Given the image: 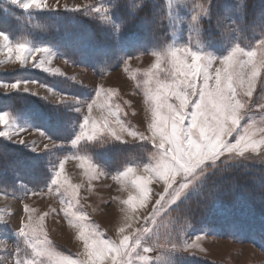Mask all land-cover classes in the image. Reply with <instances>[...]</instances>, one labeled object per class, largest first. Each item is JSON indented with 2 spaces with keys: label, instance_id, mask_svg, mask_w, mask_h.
Segmentation results:
<instances>
[{
  "label": "rangeland",
  "instance_id": "obj_1",
  "mask_svg": "<svg viewBox=\"0 0 264 264\" xmlns=\"http://www.w3.org/2000/svg\"><path fill=\"white\" fill-rule=\"evenodd\" d=\"M1 1L30 14L80 12L110 30L119 28L114 19L116 0H45L47 7L27 10L13 0ZM161 1L169 24V42L136 56L122 58L117 68L103 74L70 61L51 45L13 38L2 32L8 41L0 43V93L21 91L33 94L67 114H75L76 131H73L70 142L57 141L24 118L0 111L8 113L9 121L8 125L0 124V132L7 133L0 136L22 144L31 152L47 155L52 171L44 191L24 186L19 194L0 192V264H57L59 257H71L78 264L86 261L84 242L78 236V226H75L80 214H84L85 220L79 226L110 242L111 259L106 258L103 264H115L121 260L117 249L124 254L123 264H199L205 261L211 264H264V251L255 245L230 239L216 230H196L185 213L192 197L208 186L217 187L215 178L223 174L221 170L242 167L247 171L264 166V145L255 151L251 148L244 152L227 150L240 142L249 125L254 139L264 137V131H260L264 129V65H256L253 70L258 75L251 97L247 94L250 89L235 82L232 87H226L229 102L243 105V114L235 123L228 119L230 113L221 114L234 131L214 151L213 142L197 134L200 153L190 158L186 156L182 162L172 155L171 143L162 136L163 129L171 133L173 124L178 121L185 133L183 142L187 144L192 139L186 132L192 127L196 105L204 92L225 86L221 85L219 75L220 69L223 70L222 60L237 45L243 50L239 57L242 61L250 59L249 52H256L251 58L253 61L264 53V18L260 16V22L248 32L231 17L220 16L214 29L209 31L203 21L209 17L215 0ZM230 1L240 5L244 2ZM17 43H26L32 50L48 49L47 54H36L37 61L40 58L47 60L50 56L45 67L59 71L47 72L37 67L31 51L28 62L20 64L16 60ZM9 47L12 52L8 51ZM170 50H180L178 55L193 65L196 63L193 54L199 55L202 67L207 71L197 69V76L189 74L185 79V74L176 69ZM156 53L162 57L159 67L155 66ZM18 70L30 73L27 77L15 76ZM38 74L59 81L62 89L41 81ZM150 75L151 85L148 84ZM17 81L21 82L20 87L11 88V84ZM24 82H28L27 85ZM162 83L168 84L167 91L161 88ZM95 101L91 115L100 120L107 117L122 138L118 139L107 127L92 139L81 136L89 106ZM110 111L113 116H109ZM73 141H76L75 145ZM45 144L48 148L44 147ZM117 144L124 147L116 148ZM107 145L119 155V161L112 167L115 169L111 170L100 165L88 151L90 146ZM79 153L87 155L92 163L85 159L80 161L71 179H67L64 172L61 181H57L61 165L78 162L71 156ZM164 154L181 169L172 184H169L171 173L164 176L158 171ZM204 156L210 158L203 159ZM192 162H197V167L185 175L182 171L185 163ZM82 163L84 167H81ZM129 169L134 172L128 177L119 181L114 179ZM144 175L153 177L148 185L149 193L133 199L131 194L138 193L133 180H142ZM182 185L187 187L181 189ZM177 191L181 195L174 199ZM40 217L44 219L43 232L35 237L19 234V229L29 222V218L38 223ZM45 236L50 244L41 245L39 241H44ZM190 244L194 246L188 247ZM45 246L57 256H37L38 249Z\"/></svg>",
  "mask_w": 264,
  "mask_h": 264
},
{
  "label": "trees",
  "instance_id": "obj_2",
  "mask_svg": "<svg viewBox=\"0 0 264 264\" xmlns=\"http://www.w3.org/2000/svg\"><path fill=\"white\" fill-rule=\"evenodd\" d=\"M212 8L203 21L209 31L214 29L220 16L231 17L248 32L257 26L260 16L264 18V0H244L242 5L230 0H215ZM114 10L117 31L80 12L30 14L0 0V32L51 45L65 58L86 65L98 74L117 68L122 58L169 42V24L161 0H116ZM28 73L30 71L18 70L15 76L27 77ZM38 78L62 89V83L57 80H49L42 74H38ZM0 111L24 118L57 141L70 142L76 131L75 114H67L33 94L0 93ZM95 148L97 146L88 148L94 159L108 170L115 169L112 167L119 161V155L113 153L110 145ZM221 172L223 174L215 178L217 187L208 186L189 200V209L185 212L187 219L192 220L196 230H216L264 251V166L247 171L231 167ZM51 177L47 155L31 152L0 136V192L19 194L24 186L41 191Z\"/></svg>",
  "mask_w": 264,
  "mask_h": 264
},
{
  "label": "snow or ice",
  "instance_id": "obj_3",
  "mask_svg": "<svg viewBox=\"0 0 264 264\" xmlns=\"http://www.w3.org/2000/svg\"><path fill=\"white\" fill-rule=\"evenodd\" d=\"M13 2L20 4L21 7H23L25 10L30 9L32 7L35 8H44L47 7V4L45 3V0H24V2H21V0H13ZM66 6V5H65ZM79 7V6H77ZM96 11H99V9H96ZM107 19V17H105ZM195 20V17H193ZM8 41L6 34L0 32V43ZM9 52H12L13 49L11 47L8 48ZM32 52V59L33 62L37 67L41 68L44 71L47 72H53L57 73L59 70H54L45 67L47 63L50 62V56H48L49 59L40 58L39 61H37L36 54L38 53H48V49H39V50H32L29 48V45L26 43H17L15 45V52H16V60L20 62V64H25L28 62L29 58V52ZM171 56L173 57V63L176 67V69L180 72H183L185 74V79H187L188 75L191 74L193 77L197 76V69H200L203 71H207L206 68L202 67V57L199 55H195L196 63L193 65L191 63H187L185 59H183L180 55H178V52L180 50H170ZM186 52L187 49H184ZM242 49L239 45L234 47L230 53V55L226 56L221 64L223 66V70L220 69V83L221 85H225L224 87L217 86L214 89H211L209 91H205L201 101L199 104L196 105V112L193 114L192 118V127L189 128L186 132V134L192 139H189L187 141V144L183 142V135L185 134L180 126L178 121L173 124L171 133L168 132L167 129L162 130V136L172 145V155L176 157L177 160L185 161V157H192L194 155H198L200 153L201 144L197 143L196 136L197 134L203 135L206 139H209L213 142L214 147L213 151L216 147H218L220 144H223L225 142V139L232 135L234 128H229L227 123L225 122V118L221 115L222 113H230L228 116V119H230L233 123L237 122L242 117V110L243 105H234L229 102V98L226 96L225 91L226 87H232L233 82H235L238 85H241L243 87H246L247 89H250V91L247 93L249 97L253 95V89L255 87V81L258 73H255L253 70L256 67V65H264V53H262L255 61H253L251 58L256 56V52H249L247 55L250 57L249 60H240L239 57L242 53ZM156 56V63L155 66H160V60L161 55L159 53L155 54ZM152 82V76L150 75V79L148 81V84L151 85ZM25 85H27L28 82H24ZM35 83V82H33ZM21 82L17 81L13 84H11V88H19ZM161 88H163L165 91L168 90V84L162 83ZM25 90H29L27 86L25 87ZM178 94V93H177ZM99 97V96H98ZM63 99V97L61 98ZM157 100L159 101V97H157ZM186 103V100L183 101ZM97 102L95 101L93 104L89 106L88 109V115L85 118V124L84 128L85 131L81 133V136L87 135L89 139H92L95 137V135L100 132L104 131L107 127V130L111 131L113 135H117V138H122L118 135L117 129L112 127V123L109 122V119L105 117L103 120L94 118L91 114L93 111V107ZM107 102L105 101L104 104ZM114 114L110 111L109 116H113ZM8 113H0V124L8 125L9 121L7 119ZM183 117H179V119H182ZM250 128L251 125L247 126L245 128V134L241 136L240 142L236 145H233L231 148H228V151H237V152H244L247 149L251 148L252 150H256L257 147L260 145H264V137H262L259 140H256L253 138V135L250 134ZM122 130V128H121ZM260 131H264V129H261ZM6 132H0V135H6ZM79 139V138H78ZM23 142V141H21ZM53 143V142H52ZM76 144V141H73V145ZM45 148H48V145H44ZM223 154V153H220ZM203 159H208L210 157L204 156ZM81 167H84V164H81ZM197 167V162L192 163H185V167L182 170L185 175L191 173L195 168ZM158 171H161V173L164 176H169V173H171V176H169V184H172L174 177L177 173H180L181 169L179 166L175 165V161H170L167 154L162 155L161 162H159V169ZM134 170L129 169L128 172H126L123 176L115 177L114 179H117L118 181L121 180L122 177H128L130 173H133ZM64 173V163L61 165L59 173H57V181H61V177ZM89 174L92 175L91 169H89ZM151 175H144V179L142 180H133V184L138 189V193L136 195L131 194L133 199H136L137 197H140L144 193H149V187L148 185L152 181ZM66 181V180H65ZM123 182V181H121ZM187 185H182L181 189L186 188ZM181 195L180 191L176 192V195L174 199H178ZM43 218H39V222H34L31 218H29V222L22 226L19 229L20 235H28L31 234L33 237H35L38 233L43 232ZM85 220L84 214H80L76 217L77 225L78 226V236L79 238L84 242V252L86 255V261H81L80 264H103L106 258L111 259L109 256V253L112 251L108 247V244L110 242H106L104 240H101L97 233L94 231H87L84 227L79 226L80 222ZM27 229V231H26ZM199 239V238H197ZM41 245L50 244L49 241H47V237L45 236L44 241H39ZM194 244L188 245V247H193ZM35 247V245H34ZM119 252V256L121 257L120 261H115V264H123V253ZM37 256H48L50 258H54L57 256L56 253H54L49 247H41L37 251ZM57 264H78V262L75 259H72L71 257H59L57 259Z\"/></svg>",
  "mask_w": 264,
  "mask_h": 264
},
{
  "label": "crops",
  "instance_id": "obj_4",
  "mask_svg": "<svg viewBox=\"0 0 264 264\" xmlns=\"http://www.w3.org/2000/svg\"><path fill=\"white\" fill-rule=\"evenodd\" d=\"M32 126V125H31ZM34 127V126H33ZM35 128V127H34ZM12 143H15V144H19V145H22V144H20V143H16V142H12ZM71 158L72 159H74L75 161H78V162H75V163H68V164H65L64 165V174L66 175V178L67 179H71L72 178V176H73V172H75L76 171V169H77V167H78V165L80 164L79 162L80 161H84V159L85 160H88L89 162H91L92 163V160H90V158L87 156V155H84V154H75V155H72L71 156ZM88 158V159H87ZM54 177H55V175H54ZM47 188H45V189H43V190H41V191H44V190H46ZM39 212H41L40 211V209H39ZM46 219V218H45ZM44 223V222H43ZM65 224V223H64ZM67 225V224H66Z\"/></svg>",
  "mask_w": 264,
  "mask_h": 264
}]
</instances>
